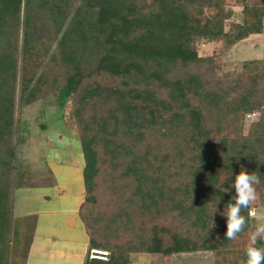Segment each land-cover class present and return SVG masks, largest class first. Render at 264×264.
<instances>
[{
    "label": "trees",
    "instance_id": "obj_1",
    "mask_svg": "<svg viewBox=\"0 0 264 264\" xmlns=\"http://www.w3.org/2000/svg\"><path fill=\"white\" fill-rule=\"evenodd\" d=\"M237 2L241 21L227 0H0V264L11 251L25 264L34 240L36 217L16 218L14 196L40 178L19 162V115L26 70L46 42L65 77L53 97L82 145L88 249L109 251L84 264L205 250L213 264H246L255 219L242 210L247 224L228 240L222 213L241 167L260 176L252 207L264 205V58L221 74L196 47L263 32L264 0Z\"/></svg>",
    "mask_w": 264,
    "mask_h": 264
},
{
    "label": "rangeland",
    "instance_id": "obj_2",
    "mask_svg": "<svg viewBox=\"0 0 264 264\" xmlns=\"http://www.w3.org/2000/svg\"><path fill=\"white\" fill-rule=\"evenodd\" d=\"M51 3L54 8H74L84 0ZM227 4L234 11L232 20L241 21L242 5L237 0H227ZM51 44L46 42L38 48L42 55L37 56L38 62L31 60L26 70L19 115V162L40 178L15 190L14 214L16 218L36 217L34 242L25 264H84L90 252L80 213L85 160L75 121L53 97L65 77L56 43ZM196 47L201 56H214L217 71L224 74L239 69L245 60L264 58V30L233 45L199 40ZM260 118L259 111L247 114L245 131ZM252 208L264 209V205ZM10 255V264H14L18 255L13 251ZM214 259L212 250L173 253L168 258L160 253H134L129 264H213Z\"/></svg>",
    "mask_w": 264,
    "mask_h": 264
},
{
    "label": "clouds",
    "instance_id": "obj_3",
    "mask_svg": "<svg viewBox=\"0 0 264 264\" xmlns=\"http://www.w3.org/2000/svg\"><path fill=\"white\" fill-rule=\"evenodd\" d=\"M260 184L261 179L256 172L248 173L241 167V171L235 176L232 185L235 189V195L232 197L234 202H229L226 205L227 211L222 213L226 217L225 237L228 240H235L247 224L242 210L249 209L248 215L256 221L255 231L250 235L246 247V264H264V247L257 246L259 240H264V209L252 208V205L258 200L257 186ZM227 191L226 189L224 192Z\"/></svg>",
    "mask_w": 264,
    "mask_h": 264
},
{
    "label": "built area",
    "instance_id": "obj_4",
    "mask_svg": "<svg viewBox=\"0 0 264 264\" xmlns=\"http://www.w3.org/2000/svg\"><path fill=\"white\" fill-rule=\"evenodd\" d=\"M90 258L107 260L109 257V251L100 248H91L89 252Z\"/></svg>",
    "mask_w": 264,
    "mask_h": 264
},
{
    "label": "crops",
    "instance_id": "obj_5",
    "mask_svg": "<svg viewBox=\"0 0 264 264\" xmlns=\"http://www.w3.org/2000/svg\"><path fill=\"white\" fill-rule=\"evenodd\" d=\"M34 242V241H33ZM33 245V244H32Z\"/></svg>",
    "mask_w": 264,
    "mask_h": 264
}]
</instances>
